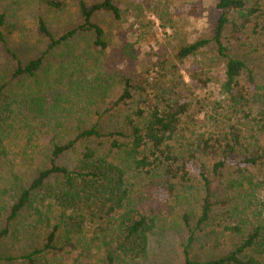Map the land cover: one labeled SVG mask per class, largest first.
I'll list each match as a JSON object with an SVG mask.
<instances>
[{
  "label": "trees",
  "instance_id": "16d2710c",
  "mask_svg": "<svg viewBox=\"0 0 264 264\" xmlns=\"http://www.w3.org/2000/svg\"><path fill=\"white\" fill-rule=\"evenodd\" d=\"M22 1L0 7V47L7 60H14L9 72L0 76V161H8L0 185V264H68L73 249L78 253L70 264H81L100 248H104L101 264H131L146 255L157 222L155 214L143 209L144 186L133 181L131 174L148 178L147 183L155 176L150 183L162 191L163 199L183 205L189 203L193 187L189 171L197 173L205 195L194 227L190 225L193 211L185 209L181 214L189 229L182 246L183 264H264V85L258 84L246 58L233 53L230 42L243 43L264 34V0H215L218 15L213 33L178 47L169 68L165 60L141 64L138 73L115 74L120 92L96 115L102 117L117 107L113 111L118 110L114 114L121 122L118 128L98 121L76 123L73 128L69 122L64 125L54 114L59 103L50 90L23 83L38 80L48 55L74 41L79 32L91 34L83 49L78 44L82 53H106L111 43L107 27L93 18L104 12L120 20L117 1L77 0L80 23L59 35L37 15L36 29L46 42L37 55L27 57L15 54L8 38L18 30ZM68 2L23 1L32 10L43 6L55 12L64 11ZM210 47L225 61L220 85L225 101H196L211 118L212 129L179 151L174 144L182 117L196 103L193 88L208 81L202 60L188 65L189 80L182 75L180 64ZM128 48L122 46L119 53L127 55ZM56 66L59 74L51 76L60 80L76 72L82 76L86 64L81 54H75L68 63L61 59ZM101 74L95 75L93 84L86 78L74 96L104 102L110 83L105 86ZM136 96L140 103L131 107ZM45 136L49 146L40 140ZM64 155L67 159L59 161ZM207 155L215 158L210 178L196 164L198 157ZM32 161L38 164L29 177H23L22 163ZM214 179H218L216 190ZM37 225L41 236L36 235ZM208 228L216 238L228 234L238 240L221 254L196 259L191 253L196 230L204 233ZM21 237L38 240L29 246L30 251L7 248V241ZM67 245L72 248L67 250ZM53 252L61 260L49 258Z\"/></svg>",
  "mask_w": 264,
  "mask_h": 264
},
{
  "label": "rangeland",
  "instance_id": "374dc122",
  "mask_svg": "<svg viewBox=\"0 0 264 264\" xmlns=\"http://www.w3.org/2000/svg\"><path fill=\"white\" fill-rule=\"evenodd\" d=\"M21 1V0H19ZM32 1V0H23ZM23 4V16L17 20V31L9 34L11 42V50L15 54H24L35 56L39 53V49H44V38L39 36L36 29L37 15L43 16L46 20L49 29L53 34L59 35L64 31L71 29L80 23V17L76 9L77 0H69L67 8L61 12L49 10L46 7H31ZM88 3L99 0H85ZM121 8L122 17L116 21L112 19L108 13L100 12L94 15V21L97 20L107 27V34L110 38V47L106 53L97 55L82 53L83 47L90 42L91 34L87 32H79L75 40L70 41L66 45L58 47L54 53L48 55L45 60L46 67L43 71L37 74L38 80L33 78L26 79L23 83L31 85H40L48 88L52 94L54 101L59 103V107L54 111V114L59 120L69 122L72 128L76 123L93 122L106 123L110 127H117L121 124L119 119L114 117L118 112L113 111L106 113L102 117L96 115V111L106 108L108 102H112L120 92V84L116 81L115 74L123 73L134 74L141 71V64H149L156 61L162 63L166 61L167 68L174 62V55L178 47L190 43L198 38L209 37L213 33V28L218 15L215 9V0H116ZM15 0H0V7L7 3H14ZM33 7V6H32ZM2 9V7H1ZM35 14V15H34ZM27 38V39H25ZM39 38L40 41H35ZM84 38H88L85 41ZM231 42L233 53L241 54L247 60L248 68H250L258 84L264 85V34L259 38L245 39V42ZM82 47V49L79 48ZM124 45H129L128 54H120V49ZM93 52V48L89 49ZM71 53V54H69ZM55 54V55H54ZM75 54H81V59L85 62L86 66L82 70V76L76 73L73 75L55 80L51 74L55 72L61 59L68 63L71 57ZM89 56V57H87ZM98 56V61L95 57ZM7 54L3 52L0 47V64L3 66L0 69V76L9 72L14 60H7ZM202 60L204 69L207 74L205 77L208 81L205 85L199 84L198 87L193 88V104L199 99L204 103L215 102L222 99L224 102V95L221 93L220 85L224 80L225 61L217 58L213 48L203 50L199 56L189 57L181 63V73L185 80H189L187 76L188 65L190 63H197ZM176 63V61H175ZM179 65V67H180ZM147 66V65H146ZM186 66V67H185ZM101 72L100 78H104L106 86V99L104 102L98 101L97 98L94 102H88L84 97L77 99L74 94L80 88L84 87L86 78L93 84L95 75ZM154 74V71L152 72ZM110 76V77H109ZM109 77V78H108ZM204 77V78H205ZM2 78L0 77V80ZM100 81V80H98ZM115 81V82H114ZM18 87H16V90ZM21 90V88H19ZM140 103V97L136 96L130 103L131 107ZM199 102L189 109L187 115L182 117V122L179 125V132L177 133V141L174 144L177 150H186L190 147L192 140L200 135H204L207 131L212 129L211 121L206 117L205 109H200ZM214 104V103H213ZM127 107L124 109L126 111ZM123 111V112H124ZM224 122H220V125ZM41 135V134H40ZM51 136V134H49ZM44 140V146L49 141L45 137L40 138ZM68 157L64 155L59 161L64 162ZM76 157V156H73ZM26 159L29 160L27 156ZM25 159V160H26ZM34 160V159H33ZM215 158L212 155L198 157L196 164L201 169H205L208 177H212V164ZM8 161H0V185L3 182V174L7 169ZM38 162L32 161L31 164L22 163L23 177H29L36 167ZM205 166V167H203ZM190 183L192 184L191 195L189 203L183 204L180 202L176 204L172 199H163L162 191L157 187H152L150 183L154 180L151 177L148 181L143 179L141 175L131 174V178L135 182H139L144 186L140 196L143 202V209L150 214L157 216L155 228L149 235V245L146 255L140 259L133 261L131 264H183L182 246L186 243L189 229L184 226L181 221V214L183 210L190 209L193 211L192 217L190 216V225L194 227L201 200L204 191L201 186L200 178L196 172L189 171ZM150 177V176H149ZM213 182V190H216V181ZM182 187L178 186L177 190ZM182 193V191H179ZM217 196L219 193L217 192ZM26 217L32 220L31 216ZM38 226L37 236L42 235V230ZM209 228L204 233H199L196 230L195 241L191 247V253L196 259L203 260L207 257L221 254L231 248V245L237 242L236 237L227 235L216 236L209 233ZM40 234V235H39ZM38 238L31 240L12 239L7 241V248L14 250H31V246ZM40 241V240H39ZM71 245H67L66 249H71ZM112 248V246H111ZM104 248L91 251L89 258L82 259L81 264H101V257L104 255ZM78 253V250H71L68 259V264L73 261V257ZM49 258L54 260L58 257L61 260L59 253L49 254ZM52 260V259H51ZM52 263V261H51Z\"/></svg>",
  "mask_w": 264,
  "mask_h": 264
}]
</instances>
